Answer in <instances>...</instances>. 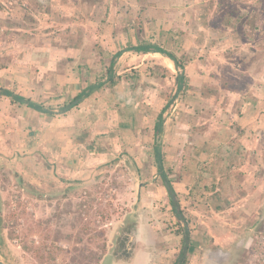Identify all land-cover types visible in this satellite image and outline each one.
Wrapping results in <instances>:
<instances>
[{
	"label": "rangeland",
	"instance_id": "obj_1",
	"mask_svg": "<svg viewBox=\"0 0 264 264\" xmlns=\"http://www.w3.org/2000/svg\"><path fill=\"white\" fill-rule=\"evenodd\" d=\"M2 1L6 4L18 1L19 15L27 8L21 0H0V5ZM98 3L105 11L100 12L98 25L92 23L87 29L92 36L86 45L88 57L81 71L86 84L95 80L94 84L100 86L96 88L94 101H100L98 105L105 108V112L96 113L94 121L109 123L112 115L117 118L135 101L154 109L152 107L172 99L170 104L177 105L175 109L170 107L169 125L175 127L179 122V110L190 114L183 127L190 131L196 115H206L208 102L202 101L206 95L215 101L217 108L214 111L225 112L222 120L228 119L230 127L237 131L240 127L231 118L233 112L234 116L240 115L244 101L247 105L256 101V115L263 116L264 120V0H99ZM110 6L115 8L111 10ZM51 28L53 35L66 27L59 29L53 24ZM132 34L157 42L178 56L185 55L188 88L184 94L177 91V70L166 56L153 52L142 56L132 52L111 62L113 54ZM116 38L122 44L114 43ZM110 62L115 84L106 81ZM31 82L23 81L21 88L25 87L33 96H36V90L39 95V85ZM52 85L55 89L61 88L57 82ZM30 89L35 90L31 93ZM38 99L40 102L45 99L48 106L53 103L54 96L47 98L40 94ZM198 101L204 105L198 106ZM52 108L58 110L59 106ZM85 121L92 120L88 117ZM108 131L109 138L117 141L105 145L112 153L103 160L100 172L93 174L76 172L75 166L68 163L65 169L73 171L51 175L46 173L45 163L29 160L32 155L38 159L47 157L43 150L12 147L8 153L2 149L0 264H39L22 251L18 239L8 238L9 230L19 232L25 221L33 222L36 227L30 240L39 241L41 236L51 235L55 230L64 235L71 233L74 236L71 240L61 237L58 241L65 250L63 254L75 245L88 247L89 243L76 241L81 226L74 223L76 213L68 211V207L70 204L71 210H75L78 202L90 198H94L93 209L89 216L85 213V218H95V224L101 226L104 221L96 212L98 206L106 210L110 218L105 224L107 251L100 264L123 263L116 255V238L124 224H134L132 239L134 245L137 243L136 250L143 246L141 240L144 239V246L151 251L149 264H178L183 248H187L186 264H202L207 252L218 249L231 251L225 264H264V155L249 168L247 165L242 167L238 158L237 163L230 165L231 170L225 174L232 175V179L227 177L224 182L230 200L224 205L203 201L206 194L201 191V194L196 191V199L188 205L192 212L186 209L187 206L178 204L182 213L180 222L170 203L159 198L154 201L142 198L141 187L146 186L149 179L156 178L151 172L146 176L140 173L139 168H144V163H136L129 153V134L122 137L118 127L112 124ZM90 143L94 144V141ZM147 162L150 163V158ZM243 179H246L245 187L242 186ZM239 180L241 185L237 183ZM138 181L142 186H138ZM213 194L216 192L208 196ZM234 195L244 199L238 201ZM38 223H41L39 227ZM181 226L189 231L186 248L177 233ZM142 254H138L135 264L142 263ZM206 261L212 264L211 259Z\"/></svg>",
	"mask_w": 264,
	"mask_h": 264
},
{
	"label": "crops",
	"instance_id": "obj_2",
	"mask_svg": "<svg viewBox=\"0 0 264 264\" xmlns=\"http://www.w3.org/2000/svg\"><path fill=\"white\" fill-rule=\"evenodd\" d=\"M21 1L27 6L22 9V15L18 14L21 13L18 11V1L8 4L2 1L0 5V167L2 149L9 153V148L12 147H29V150H43L46 153L47 157L38 159L32 155L29 160L37 164L45 163L46 173L51 175L73 171L65 169L69 166L68 163L75 166L76 172L98 173L103 167V160L112 153L105 145L115 144L117 141L109 138L108 129L112 124L118 127L122 137L123 134H129V153L134 156L136 163H144V168H139L142 176L151 172L153 178H156L152 181L149 179L144 187L141 181L137 182L138 186H142L143 199L151 198L154 201L159 198L169 204L172 197L177 205H185L189 211L191 209L188 205L196 199V191L199 194L205 192L203 201H212L216 205H224L226 200H230L224 187L225 179H232V175L225 174L231 170L230 165L237 163L238 158V163H243L242 167L246 168L247 165L249 168L252 162L256 163L264 155V120L263 116L256 115V101L252 105H247L244 101L240 115L234 116L233 112L231 119L240 127L238 131L230 127L228 119L222 120L225 112L214 111L217 105L209 95L201 99L204 103L208 102L205 107L206 115L200 116L198 113L190 131L183 128L190 114L181 113L179 110V122L175 127L169 125L168 120L172 115L170 107L175 109L177 105L173 107L170 104L163 112L162 129L156 141L153 129L155 118L166 102L158 107L151 106L154 108L151 109L149 105L143 107L135 101L127 105V109L120 116L115 114L118 119L112 115L111 122L98 123L97 120L94 121L95 114L105 112V108L98 105L100 101H94L100 86L94 84L95 80L86 84L81 71L85 68L88 57L86 45L92 36H89L87 29L92 23L98 25V16L105 11V7L98 3L99 0ZM114 8L115 6H110L111 10ZM52 23L59 29L66 28L51 35ZM135 39L134 34L129 35L127 42L135 44ZM114 43L122 44L117 38ZM132 52L142 56L151 53L123 51L115 60H120L124 54ZM31 80L39 85V95L35 89H30L31 93L35 90L36 96H33L25 87L21 88L23 81L29 83ZM56 82L61 87L59 90L52 87V83ZM115 83L116 80L113 84ZM5 90L23 99L16 101ZM40 94L47 98L54 96L53 103L49 102L50 107L45 99L40 102ZM27 99L40 104L44 110L25 104ZM197 105L204 104L198 101ZM54 106H59V109H53ZM56 111L60 112L54 114ZM88 117L91 122L85 121ZM101 140L106 142L102 143ZM92 141L94 144L90 143ZM142 143L146 145H139ZM154 144L160 146L163 154L159 167L155 162ZM163 175L167 176L173 189L172 196L167 191ZM245 181L243 179V182L239 180L237 183L241 185L242 182L245 187ZM213 192L216 194L208 196ZM233 198L238 201L244 199L241 195H234ZM141 241L143 246L137 248L132 260L121 264H135L140 252L143 253L141 264L150 263L151 251L144 246V239Z\"/></svg>",
	"mask_w": 264,
	"mask_h": 264
},
{
	"label": "trees",
	"instance_id": "obj_3",
	"mask_svg": "<svg viewBox=\"0 0 264 264\" xmlns=\"http://www.w3.org/2000/svg\"><path fill=\"white\" fill-rule=\"evenodd\" d=\"M136 43L127 42L120 50L116 51L112 58L111 62L115 60L123 51H137L142 53L147 52H158L163 54L164 56L168 57L174 67L176 68L177 72L175 74V83L177 91L181 94H184L186 89L188 88L187 83V76L185 74V55L178 56L174 51L165 49L159 43L151 41L149 39H140L135 35ZM106 71L108 73L107 80L109 83L114 82L113 78V71L111 68V63ZM102 84V83H101ZM5 93L11 98L15 97L16 101H21L23 98L20 96H15L12 92L5 90ZM172 99L167 100L164 107L160 110L157 114L154 122V140L156 141L159 137V134L162 129V123L164 120L163 112L169 107ZM25 104L32 106L39 110H44V108L35 102L30 101L27 99ZM155 162L157 163L158 167L162 163L163 154L161 153L160 146L158 144L153 145ZM164 183L167 185V191L172 196L173 189L167 179L166 175H163ZM93 201L94 198H90L89 200H82L78 202L77 207L75 210H71L70 204L68 211H74L76 216L74 217V223L77 222L78 225L81 226V230L77 232L76 241L86 242L89 243V246L85 248L81 247L78 248L76 245L69 248V252L67 254H63L64 248L58 245V241L61 237H66L68 240H71L74 236L72 234H61L60 230H55L54 233L44 234L40 237V240H30L31 236H34L36 233V227L34 228V223L30 221H25L24 226L22 229L15 233L14 229L9 230V239H18L20 248L23 252L28 253L34 260H36L39 264H100V260L106 254L107 251V238H106V231H105V224L109 222V215L107 214L106 210L102 209L101 206L96 208V212L100 214L103 224L98 226L95 224L94 219L85 218L86 215L89 216L91 210L93 209ZM100 204V203H99ZM171 209L173 211L174 216L178 221L181 222L182 220V213L179 210V206L174 202V199L170 198ZM59 215V214H57ZM85 219V220H84ZM40 222V221H36ZM177 223V222H176ZM41 223H38L37 226L39 227ZM75 227V224H73ZM134 225V224H131ZM37 227V228H38ZM73 227V226H72ZM177 233L181 235L180 241L187 247V242L189 239V231L185 227L181 226L177 230ZM86 235V236H84ZM4 242V241H3ZM139 248V247H138ZM186 249H181V258L178 264H186ZM65 251V250H64ZM136 251V250H135Z\"/></svg>",
	"mask_w": 264,
	"mask_h": 264
},
{
	"label": "flooded vegetation",
	"instance_id": "obj_4",
	"mask_svg": "<svg viewBox=\"0 0 264 264\" xmlns=\"http://www.w3.org/2000/svg\"><path fill=\"white\" fill-rule=\"evenodd\" d=\"M135 232L133 225L122 226L121 232L116 238V255L118 260L123 263H128L134 257L137 243L134 245V240L132 239L133 233ZM240 249V247H239ZM231 251L220 250L216 252H207V257H203L202 264H207L206 260H212V264H225L229 261Z\"/></svg>",
	"mask_w": 264,
	"mask_h": 264
},
{
	"label": "water",
	"instance_id": "obj_5",
	"mask_svg": "<svg viewBox=\"0 0 264 264\" xmlns=\"http://www.w3.org/2000/svg\"><path fill=\"white\" fill-rule=\"evenodd\" d=\"M161 54V53H160ZM161 55H163V54H161ZM164 56V55H163Z\"/></svg>",
	"mask_w": 264,
	"mask_h": 264
}]
</instances>
